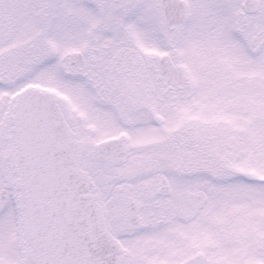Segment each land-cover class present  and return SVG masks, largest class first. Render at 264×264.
Listing matches in <instances>:
<instances>
[{
	"label": "snow or ice",
	"instance_id": "6c2138e0",
	"mask_svg": "<svg viewBox=\"0 0 264 264\" xmlns=\"http://www.w3.org/2000/svg\"><path fill=\"white\" fill-rule=\"evenodd\" d=\"M0 264H264V0H0Z\"/></svg>",
	"mask_w": 264,
	"mask_h": 264
}]
</instances>
